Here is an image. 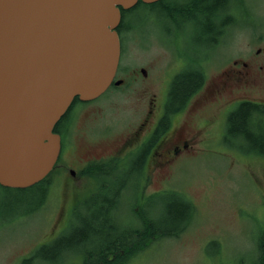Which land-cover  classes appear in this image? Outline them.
<instances>
[{"label": "rangeland", "instance_id": "1", "mask_svg": "<svg viewBox=\"0 0 264 264\" xmlns=\"http://www.w3.org/2000/svg\"><path fill=\"white\" fill-rule=\"evenodd\" d=\"M230 3L234 21L230 23L228 39L213 47L211 57L203 64L207 80L227 61L231 64L234 59H252L250 62L255 70L264 75V0H232ZM142 13L140 9L131 12L126 21L136 27L122 31L117 78L124 80V84L71 110L75 120L69 135L74 150L63 151L60 164L70 163L78 168L76 160L80 157L112 154L128 147L124 144L128 139L126 132L143 115L147 100L152 93L158 98L162 96L169 78L168 61L172 58L173 62H183L186 57L208 55L206 50L211 45L204 36L201 43L196 38L203 34L204 28L193 24L186 26L176 40H171L166 30L167 17L159 7L155 6L148 17ZM260 65L263 69L258 67ZM141 67L147 71L144 81L136 75V70ZM263 96L264 84L257 81L249 90L232 94L230 101L239 97L260 101ZM223 104L222 100L212 99L190 105L178 120L183 127L187 131L192 127L200 131L206 129L205 120L215 119L213 132L208 140L206 135H200L201 140L193 151L185 152L167 167L156 169L152 183L144 190V198L138 196L137 183L126 182L117 219L127 226H141L140 216L164 219L180 195L194 207L193 215L181 233L154 240L126 264L256 262L257 239L264 232V156H259L245 135L230 136V145L221 143L222 118L218 110ZM255 126L251 124L250 130L256 129L255 132L261 134L263 128ZM58 169L56 165L52 183H46L48 192L41 205L37 187L0 188V264H17L27 252L48 243V238L60 229L65 218L68 221L62 226L63 231L79 224L76 215L89 216L88 202L92 198L87 195L96 188L97 180L78 173L71 183L56 172ZM110 178L115 187L116 177ZM73 261L76 264L78 259ZM41 264L55 263L49 260Z\"/></svg>", "mask_w": 264, "mask_h": 264}, {"label": "water", "instance_id": "2", "mask_svg": "<svg viewBox=\"0 0 264 264\" xmlns=\"http://www.w3.org/2000/svg\"><path fill=\"white\" fill-rule=\"evenodd\" d=\"M138 0H0V184L47 176L60 151L54 126L73 99L114 83L120 8ZM152 3L158 0H141Z\"/></svg>", "mask_w": 264, "mask_h": 264}, {"label": "flooded vegetation", "instance_id": "3", "mask_svg": "<svg viewBox=\"0 0 264 264\" xmlns=\"http://www.w3.org/2000/svg\"><path fill=\"white\" fill-rule=\"evenodd\" d=\"M139 1L143 3V6L155 3H145L141 0H138L134 6H136ZM190 1L191 0H165L162 4H160V6L167 11V34L169 36V39L176 40L179 32L186 26L193 24L197 27L203 28L205 25H209L210 29H214L211 35L200 34L196 36V38L198 39V43L202 42L204 36L206 42L211 45L206 50V52H209L208 55L205 54V56L203 55L200 58L198 56L194 58L186 57V60L183 62L180 60L179 62H177V60H175L176 62H173L174 59L172 60V58L170 59V61H168L167 77L169 76V78H167L165 81L161 98H158L155 93H152V96L147 100L144 106L143 115L140 117L139 121L126 132V137H128V139H126L124 144H128V147H123L122 150H119L115 153L97 156L89 155L85 158L80 157L76 160L79 165L78 168L76 166H71L70 163L60 164L59 159L63 151L71 152L74 150V142L73 140H71L69 134L75 118L71 114L65 118L64 116H62V118H60L54 126V132H56L60 137L59 156L53 168L47 174L48 176H46L45 181L41 182L40 180L37 183H52L51 176L55 171L57 165V168L59 169L56 170V172L58 171V174H60V176H64L71 183L73 182V178H76L78 173L79 175L84 174L88 175V178L91 177L96 179V188L90 191L89 195H87L88 198H91V196L96 193L99 187V183H112L110 177L113 176H115L116 179L120 178L122 168L128 166L131 162L135 161V159L140 156L139 162L136 164L134 172H132V176H130L132 178L130 183H137V186L135 188L137 189V192L139 194L138 196L143 195L145 193L144 190L147 188L148 184L152 183L151 177L153 176V172L156 169L167 167L185 152L193 151L194 146L201 140L199 138L200 135H206L208 137H206L207 140L209 139L211 135L210 133L213 132L212 130L215 127V119L205 120L204 124H206V129L200 131L194 127L189 128L191 131H187L183 127L181 122L178 121L181 116L186 113L187 109L190 108V105L197 102L199 104H202V102H208L212 99H215V101L222 100V102L224 103L222 108L218 110V112L220 113V117L222 118V122L220 125L221 134L219 140H221V143L223 145H230V124H228L230 113L242 103H252L261 107L258 112H251V114L253 116H258L257 122L254 125L263 128V131L261 133L264 134V96L260 101H254L249 98L240 97L230 101V97H232V94L235 95L241 90H249L252 86L255 85L257 81L264 84V75L258 74V72L253 67V62H250L252 59L248 61L234 59L233 61H231V64L230 61H227L226 65L220 68L217 74L208 76V80L207 75L204 72L203 64L206 63L211 57L210 54H212V51L214 49L213 47H215L223 39L229 37V34L227 33H230V23L234 21L231 13L232 9L230 3L232 2V0L217 1L214 7L215 14L211 18H208L207 16L204 18L202 16V8L199 7L200 5H202L201 3L200 5H197L193 4L192 1ZM135 27L136 25L134 24V28ZM258 67L260 69H263V65H260ZM119 68L120 67L118 64L114 79H118L117 75L119 72ZM137 71H139V74H137ZM136 75L140 78L141 81H144L146 80V77L144 76L147 75V71L144 67H141L136 70ZM176 79L179 80V83L183 82L185 84H188L189 91H187V96H183L184 98L182 99L171 98L172 85ZM123 84L124 80L119 85H115L114 83H112L108 87V89L112 87L117 88ZM79 101L84 103L90 102L81 100ZM157 130L160 131L158 132ZM156 132L157 137L152 143V146L145 150L143 148L144 144L150 138H152ZM130 147H135L134 151L126 153L127 151L133 149H129ZM156 147L158 148V150L154 151ZM259 151V156H264V150L260 149ZM124 160H126V162H124ZM96 166H100L99 172H97L99 168L97 169ZM33 185L24 188H18L7 187L0 184V188L23 190L32 187ZM47 192V184L37 187V193H39V196L42 195L40 205L44 201ZM119 194V197L114 202V204L116 203V206L114 208L115 212L111 213L110 215H113V223L115 222L118 226L123 225L121 219H117L118 213L120 212L119 209L123 201L122 190L119 192ZM67 221L68 219L65 218L63 225H65ZM62 226L48 238V243L41 244L34 250H30L29 252H27L19 259L17 264H21L24 259L32 258L36 249L48 245L49 243L58 241L61 236L68 233L62 230ZM119 228L122 229L120 226ZM68 235H70V233H68ZM59 249L60 250L57 251V254L54 257H51V262L54 261L55 264H74L75 261L73 260L78 259L76 264H82V256L80 252H83L84 249L83 251L79 248H75L74 250H66L64 245H60ZM68 251L72 252L66 253ZM109 259L112 261L114 259V256H110ZM35 261L37 262L38 259H35ZM43 262H48V260L42 261L41 263Z\"/></svg>", "mask_w": 264, "mask_h": 264}, {"label": "trees", "instance_id": "4", "mask_svg": "<svg viewBox=\"0 0 264 264\" xmlns=\"http://www.w3.org/2000/svg\"><path fill=\"white\" fill-rule=\"evenodd\" d=\"M164 1L165 0H160L145 6L139 1L136 6L129 9L124 10L120 8L121 20L117 27V32L121 47L123 29H134V24H130L126 21L129 14L135 9H140L143 12L142 14H144L145 17H148L151 12H153L155 6H159L160 11L166 15L167 11L160 6ZM191 1L193 4L197 5H200L201 3L202 5L199 7L202 8V16L204 18L206 16L211 18L215 14V3L219 0ZM203 28V34L211 35L213 33L214 29H210L209 25H205ZM187 91H189L188 84L183 82L179 83V80L176 79L172 85L171 98L182 99L187 96ZM82 103L84 102H80L77 97H75L70 105L71 107L69 106L63 115L64 118L70 115L71 110L75 106ZM260 109L261 107L259 105L242 103L230 113L228 118V124H230V136L245 135L249 138L248 141L251 146L256 148L258 154H260V149L264 150V134H257V132H255L256 129H254V133L250 129L251 124H255L258 119V116H253L251 112H258ZM157 131L159 132L160 130ZM156 137L157 132L144 144L143 148L146 150L151 147ZM139 157L129 164L131 165L129 169H125L127 166L122 168L121 176L116 179L118 183H116L115 187L114 183H99L96 193L91 196L92 200L88 202L89 216L82 218L80 214L76 215L79 224L75 223L73 228H69V230L66 231L70 233V235L66 233L61 236L58 241L36 249L34 251V256L32 258L24 259L21 264H41L42 261H49L52 259L51 257H54L57 254V251L60 250V245H64L66 250L83 248L85 252L83 250L84 253L80 252L82 256V264H126L130 258L154 240L174 237L181 233L189 223L194 212L192 203L183 195H180L179 199L177 198V203H172L164 219L153 220L145 216H140L139 219L141 226L131 227L130 225L127 226L125 224L119 225L122 229H120L115 222L113 223V215H110L115 212L114 208L116 203L114 204V202L119 197V192L121 190L122 196L124 195L127 186L126 182L132 179L130 176H132V172H134V168L139 162ZM99 167L100 166H96L97 169ZM99 171L100 168L97 172ZM45 178H43L41 182H44ZM43 185H46V183H37L32 187H40ZM142 196L143 198L145 197V195ZM163 227L168 229H162ZM256 247L257 257L254 264H264V232L259 235ZM69 252L72 251L66 253ZM110 256H114L112 261L109 259ZM35 259H38V261L36 262ZM238 264L243 263L239 262Z\"/></svg>", "mask_w": 264, "mask_h": 264}]
</instances>
